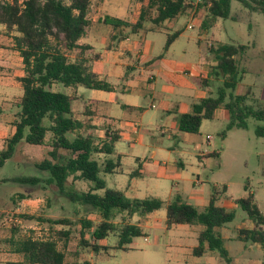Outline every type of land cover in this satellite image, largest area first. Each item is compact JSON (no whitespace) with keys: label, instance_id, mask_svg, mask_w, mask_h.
<instances>
[{"label":"trees","instance_id":"16d2710c","mask_svg":"<svg viewBox=\"0 0 264 264\" xmlns=\"http://www.w3.org/2000/svg\"><path fill=\"white\" fill-rule=\"evenodd\" d=\"M141 5L134 22L120 19H103L104 24L114 29L129 28L133 34L142 30L146 23L152 29L159 28L167 21L177 20L189 9L193 0H132ZM233 0H199L195 12L204 10L201 20L200 34H207L218 20L230 18L231 2ZM251 12L264 17V0H236ZM91 0H23L18 4L0 2V24L7 31L14 30L19 34L14 37V49L22 58L24 76L22 83V97L18 104L20 109L14 121V134L6 140L5 147L0 151V169L10 160L17 146L21 143L30 146H47L46 158L35 166L48 174V183L54 185L58 192L65 193L68 178L81 181L89 186L88 191L79 195L71 192L68 198L71 202H79L99 214L101 221L93 224L87 219L80 221L81 230L78 233V246L90 248L93 252L106 250L95 243L89 244L85 236L90 235L94 242L106 239L116 233V249L127 251L134 238L143 236L141 228L131 224L127 219L134 215L145 217L165 206L167 230L179 225L201 226L198 232V245L192 250L193 256L202 257L207 251L217 252L222 264H233L224 241L216 229L234 220V213L215 203L219 195L226 191L212 188L208 205L199 211L192 204L183 201L179 196L165 204L157 198L142 200L128 199L121 191L105 188V183L99 178V173L112 174L120 167V158L116 162L106 161L103 168L93 156L97 154L111 155L114 146L119 141L118 133L106 129L104 139L97 143L96 137L88 132V125L77 120L72 113L73 97L63 92L52 91L54 84L64 88L83 87L88 90L113 92L114 88L98 79L97 75L84 65V61L70 62L66 52L79 49L78 41L84 37L89 22L86 15ZM181 31L167 35L164 51L174 42ZM53 42L58 44H53ZM82 52L84 49L81 48ZM248 46L241 44L217 43L209 48V55L213 65L210 66L207 77L202 79L201 85L207 88L211 80L220 81V87L215 95L206 96L191 104L186 114L177 116L179 132L197 134L202 121L212 120L218 109L225 110L229 115V122L220 136L232 128H246V121L252 118L264 121V107L259 108L248 104L251 89L244 94H236V89L245 75L240 62ZM255 134L264 138V126H258ZM50 135L48 141L46 136ZM212 156L216 154L212 153ZM218 156V155H217ZM134 171L130 177L137 176ZM20 185H33L39 180L33 177H18L12 179ZM247 191V186H244ZM98 191H102L98 194ZM67 195V194H66ZM238 207L253 223L252 229L238 230V240L260 246L263 254L261 264H264V214L254 201V195L248 193L246 197L235 201ZM121 218L118 227L113 219L117 215ZM29 219L27 215L21 216ZM48 224H70L69 221L47 220ZM66 236L69 233H65ZM64 234V235H65ZM57 237L61 238L60 232ZM55 235V237H56ZM24 262H7L5 264H63L64 254L57 250L55 240L50 238H24L16 248ZM83 264H89L87 262Z\"/></svg>","mask_w":264,"mask_h":264},{"label":"rangeland","instance_id":"374dc122","mask_svg":"<svg viewBox=\"0 0 264 264\" xmlns=\"http://www.w3.org/2000/svg\"><path fill=\"white\" fill-rule=\"evenodd\" d=\"M198 2L199 0H193L191 2L192 9H189L177 20L167 21L164 25L166 30L163 32L151 33L141 31L138 35L128 32L129 43L131 41H143L149 45L151 44L152 56H158L163 53L162 50L166 42V36L186 25L181 36L174 42L172 50L168 54L163 55L171 62H175L177 66L173 72L175 76L168 81L161 79L158 75L154 87L157 93V95L154 93L156 95L153 103L155 108H150V100H144L146 92L152 93V90H149L147 84V79L151 72L141 70L139 72L141 77H138L139 73L135 70L134 75L137 78L134 84L130 85L132 94H122V99L119 100V103L121 105L127 100L138 98L140 100V106L145 108L146 112L138 114L137 119H133L135 117L133 114L122 111L119 106H114L111 110V115L115 118L121 121L137 120L138 125L135 128V132L134 130L126 132L132 137V141L127 140L126 136L121 134V139L116 143L113 154L105 156V161L116 162L118 154H122L121 171L123 173L116 175L100 172L99 178L105 182L107 188L115 189L111 183L114 179L121 181L122 185L126 186L129 183L128 174L135 171L138 167V163L134 162V159L139 158L140 161H143L146 158L148 164L152 163L150 156L151 152L154 151L157 153V157L153 160L154 164H149L147 168L144 166L141 167L143 180L137 179L138 177L131 178L133 180H139L140 185L143 186L144 189L141 196L167 198V195H170V199L167 200L173 201L177 195L183 201L193 204L192 201L183 199L180 196L184 195L183 190L186 188L184 182H179L178 187L175 186V182H178V174L181 173V169L177 166L169 167L170 162L165 158L168 155L170 158L179 160L182 157V150L181 152L179 150L183 147V150L189 154L188 157L186 155L184 158L187 159L184 161L186 163V172L191 174V171L195 172L197 170L199 174L198 181L200 184L196 186V189L203 191L206 198H209L212 194L213 187H216L220 191L223 186L226 187L225 193L219 195L215 204L232 211L234 213V220L216 230L223 238L224 246L229 256L234 261L238 259L237 262L240 264L241 261L239 260L247 259L248 254L251 258L250 264H258V261L260 263L262 260L263 252L261 248L249 242L244 243L237 240V230L251 229L253 228V223L238 205L235 204V201L246 197L250 192L254 195L256 206L264 214V138H259L255 134L258 126H264V121H256L249 118L246 121L245 129L232 128L226 131L224 137H221L220 134L225 131L229 118L223 117L218 113L212 120L202 121L197 134H187L179 132L177 115L172 121L166 119L167 113L164 112L163 106L165 104H170L171 106L174 104L182 105L181 101H183L186 90L175 84V81L179 80V78L189 81L194 80V73L200 67L203 57L206 70H208L212 63L209 48L215 46L217 43H224L248 46V50L240 62V66L245 71V75H243V79L236 89V94H244L247 89H251L248 104L252 106L258 105L259 108H263L264 17L259 13L251 12L239 2L233 0L231 2L230 18L227 20H218L216 25L207 34L200 35L198 28L204 16V10L195 12V7ZM104 4L105 18L108 19H130L131 13L137 12L136 4L132 0H93L90 11L95 22L91 24L89 31L98 26L99 33L106 35L105 28L111 30V33L116 32L108 24L97 23L98 17H104ZM188 24L191 28L188 27ZM145 25L146 29L150 27L149 23ZM115 35V37H118L117 34ZM106 39L110 42L108 34ZM53 44L58 43L53 42ZM66 53L68 54V52ZM72 55L71 53L70 56ZM133 60L137 62L136 55L133 57ZM152 70L154 74H157L155 72L156 69ZM184 70H187L186 75H183ZM137 82H140L138 87L136 86ZM167 83L175 88L176 91L174 90L172 93V89L167 86ZM220 83L221 80H211L207 88L199 86L197 91H193V94L197 96L215 95L217 89L220 87ZM164 87H166L165 90ZM55 91L68 94V88H64L62 85H58ZM95 93L91 90H85L83 97L84 99L91 98L96 95ZM171 102H174V104H171ZM84 103V100L75 101L73 114L76 118L85 122V125L91 126V123L87 120V115L82 114L85 109ZM93 109L94 107H92V111ZM225 113L228 115L227 112ZM164 131L166 133L162 134ZM167 131L169 134H167ZM91 132L97 137V143H101L102 140L100 137L102 133H100V128L93 129ZM80 133L86 134L87 131H80ZM171 135H175V138L171 139ZM206 136H210L212 139L209 146L206 145ZM135 137L141 138V140L134 143L133 140H135ZM46 138L49 140L50 135H47ZM184 139L187 140L186 143H182ZM167 146H172L173 151L170 152ZM203 150L216 151L219 157L198 159L197 154ZM46 154V147H29L21 143L17 146L12 158L0 169V221L9 223L8 219L13 218L12 214L17 209L23 213L21 215H28L30 217L29 219L22 218V224L20 226H10L11 228L8 230L7 228L3 229V232H8L12 228L17 229L23 226L25 228L21 231H24L26 235L34 239H46L50 234L54 236L55 226L44 224L41 221L43 220L41 214L45 210L44 206H40L34 214H29L28 212V201L37 199L44 201L46 196H50L51 198L55 197L54 186L48 183V174L35 166L47 157ZM94 159L103 167L104 161L102 158L94 155ZM155 173H161V176H157ZM28 176L38 179L39 182L33 185H20L12 180L18 177ZM192 177L194 179L195 176ZM244 186H247V191L244 190ZM66 189L70 190L69 193L73 192L79 195L87 190V186L80 181H73L70 177L65 186ZM18 196H21V198ZM69 202L71 201L59 200L50 205V210L48 211L49 216L52 219L76 217L77 214L75 212L78 209L82 210V205L79 202ZM202 210L203 208L199 207V211ZM95 215L98 219L99 214L96 213ZM114 220L117 221L116 225L119 227L122 221L121 215H117ZM162 226H164L163 222ZM32 228L39 229L33 230ZM200 228L201 226L186 225L185 227H177L164 233L157 231L153 234H149V232L143 229L147 235L134 238L132 243L126 246L127 251L113 248L116 246L118 240L116 233L109 235L103 241L109 247L107 252H93L90 248H79L77 246V238L72 235L68 249L71 252L75 250L79 251V256L77 258L70 256L67 262L70 264L73 261H78L80 264L85 262L90 264L89 260H91L92 264H207L208 259H210L214 260L217 264H222V260L217 252L196 258L192 256L191 251L186 249L189 246L197 245L196 237L193 234L188 237H183L181 234L187 229H191L193 233L194 230ZM36 232L38 234H34ZM145 238H147V241L144 240ZM87 241L90 245L94 243L92 238ZM179 245L182 247L180 248ZM247 249H250V252Z\"/></svg>","mask_w":264,"mask_h":264},{"label":"crops","instance_id":"0c3cea01","mask_svg":"<svg viewBox=\"0 0 264 264\" xmlns=\"http://www.w3.org/2000/svg\"><path fill=\"white\" fill-rule=\"evenodd\" d=\"M64 1L67 3L69 2V0H64ZM92 1L93 0H91V2H90L89 10H88V13L86 15V19L89 22L88 28L86 30L84 37H82L77 43L80 48L75 49L72 52H68L67 58L72 63L76 62V61H84V65L86 67H88L91 72L96 74L99 80L110 84L114 88V90H113V92L91 90V91L96 92L95 93L96 95L91 97V98L84 99L83 92L85 90H88V89H85L83 87L68 88V91H67L68 94L67 95L73 97L72 113H73L74 102L84 100L85 101V103H84L85 109H84V112L82 114L87 115V117H88L87 120L91 123V126L88 125L89 130H86L87 133L90 132L94 135V133H93L94 131L93 132H91V131L93 129L100 128V130H101L100 133H102L100 139L103 140L104 136H105L106 129H110V130L118 133V135L120 136L119 141L121 139V134L125 135L127 140L132 141L131 140L132 137L130 135H128L126 132H130L131 130H134V132L136 131L135 128L138 125V123L136 122L137 120H122L121 121L120 119H117L111 115V110L113 109L114 106H119L122 111L133 114L135 116V117H133V119H137L138 114H142V113L146 112L145 108L140 106V100L138 98L133 99V100H127L126 102H124L121 105L119 103V100L122 99L121 98L122 94H132L130 85H133L134 82L136 81L137 77L134 75L135 70H137L138 73L141 70L151 72V74L149 75V77L147 79V84H148L149 90H152V93L146 92L144 95V100H147V99L150 100V102H149L151 104L150 108L151 109L155 108V105L153 103L155 101V96L157 95V93H156L154 87H155V83H156L158 75L160 76L161 79H165L167 81L170 80V78L172 79L175 76L173 74V72H174V69L177 65L175 64V62H171L169 59H167V57H164L163 55L168 54L169 51L172 50L174 42L176 40L174 42H172V44L169 46V48L166 51H164V49H163L162 50L163 53L159 54L158 56H152V50H151L152 45L151 44L149 45L143 41L142 42L131 41L129 43L128 42V40H129V38H128L129 33L128 32H130L129 28H120V29H114L113 28L116 31L115 33H111V30L105 28L104 31L107 32V34L110 38V42H109V40L106 39L107 34L105 35L103 33L98 32L99 31L98 26L94 27L92 30L89 31L91 24L93 22H95V19H94V17H92L91 11H90ZM135 4H136L137 12L131 13L130 19H120V20H123L126 22H134V17L138 14L140 7H141V5L139 3H135ZM103 6H104V17L103 16L98 17L97 23H103L104 24L103 19H105V4ZM114 19H117V18H114ZM216 23H215V25H216ZM165 24H166V22L163 23V25H161L159 28H155V29H152L151 25L149 28L146 29L145 28L146 25H145L144 28L142 30H140L138 33H136L135 35H138L141 31H146V32H151V33L159 32V31L163 32L164 30H166L165 26H164ZM188 27L191 28V26H189V24H188ZM185 28H186V25H184L179 30H177V31H181L178 38L181 36V34ZM115 34H117L118 37H115L116 36ZM131 34H133V33H131ZM200 35H205V34H200ZM18 36H19V34L16 33L14 30L7 31L5 29V26L0 24V151L4 149L6 140L9 139L14 134L15 129H14L13 123L16 120V116L20 112L18 104L20 102V99H21L22 93H23L22 83L20 81V79L24 76L22 58L20 57L19 53L13 48L14 47L13 38L18 37ZM198 43H200V42L198 41ZM81 48L84 49V52L81 51L82 50ZM98 49H99V51H97ZM71 53L73 54L72 56H70ZM134 54L136 55L137 62H135L133 60V57L135 56ZM203 59H204V57H203ZM203 59L201 61L200 67H198L196 69V72L194 73L195 74L194 80L189 81V80H185V79L182 80L179 78V80L175 81V84H177L181 88H184L186 90V92L184 94L183 101H181L182 105H175L174 102H171V104H174L173 106H171L170 104H165L163 106L164 112L167 113L166 119L172 121L176 115L178 116L181 114L188 113L190 110L191 104H193V103L197 102L198 100L206 97V96H197V95L193 94V91H197V88L199 86L203 87L201 85V83L199 84V81H201L202 79H205L207 77V74L209 71V69L206 70L205 62ZM212 65H213V62L210 64V66H212ZM152 69H154V70L156 69L155 72L157 74H154ZM186 71L187 70H184L183 75L187 74ZM129 73H131V74H129ZM138 77H141L140 73L138 74ZM198 79H200V80H198ZM139 84H140V82H137L136 86L138 87ZM57 86H58V84H54L52 86L51 90L55 91V89H57ZM167 86L170 89H172V91H171L172 93L174 90L176 91V89L171 87L168 83H167ZM165 89H166V87H164V90ZM154 93L156 95H154ZM119 95H120V97H119ZM92 107H94L93 111H92ZM225 112L226 111L223 109H218L215 111L214 116L216 114L220 113L221 116L229 118V115H227ZM73 116H74V114H73ZM76 119L81 121L79 118H76ZM81 122L85 124V122H83V121H81ZM84 131L85 130H82L81 132H84ZM165 133L166 132L164 131L162 134H165ZM167 134H169L168 131H167ZM174 138H175V135H173L171 137V139H174ZM45 140L48 141L47 138ZM139 140H141V138L135 137V140H133V142L136 143V142H139ZM205 140H206V145L209 146L211 144V141H212L211 137L206 136ZM186 142H187V140L184 139L182 143H186ZM27 146L30 147V145H27ZM34 147H36V148L37 147H42V148L46 147L47 151L50 150V148L47 146H34ZM184 147L187 148L186 146H184ZM114 149H115V146H114ZM167 149L170 152L173 151L172 146H167ZM183 149L184 148L182 147L179 150V152H181V150H182V152H181L182 157H180L179 160H176L175 158L174 159L170 158L168 155L165 158L167 159V161L170 162L169 167L177 166L178 168L181 169V173L178 174V182H175V186L178 187L179 182H184V186L186 188H184V190H183L184 195H180V196H182L183 199L185 198L188 201H192L193 202L192 205L195 206L198 210H199V207H202L204 209L208 205L210 197L206 198L203 191L196 189V186H198L200 184V182L198 181V175L199 174H198L197 170H195V172L191 171V174L186 172V170H185L186 163L184 161H186L187 159H184V158L186 157V155L188 157L189 154L187 151L185 152ZM212 153L216 154L215 158L219 157V154L216 151L203 150V151H200L199 154H197V158L198 159L212 158V157L214 158V156H212ZM97 155L99 156V158L103 159L104 164H105L106 163L105 156H108V155H103V154H97ZM117 157L120 158V160H119L120 161V167L115 169L114 173H112V174H116V175L123 173L121 171V165H122L121 159L123 156H122V154H118ZM156 157H157V153L152 151L151 156H150L152 163H149V164L153 165L154 164L153 160ZM93 158H94V156H93ZM134 162L138 163V167L135 170L138 175L135 177L136 178L138 177L137 179L143 180V172H141L142 171L141 167L144 166L145 168H147L149 166V164L146 161V158L143 161H140L139 158H135ZM101 168H103V167H101ZM133 172H131V173H133ZM131 173L128 174L129 183L126 186H123L121 181L114 179L111 182L112 185L115 187V189H113V190L121 191L125 195V197H127L128 199L142 200L145 198H157V197L141 196L144 188H143V186L140 185L139 180L131 179V178H134V177H130ZM156 175L161 176V173L156 174ZM192 176H195L194 177L195 180L193 179ZM82 183H84V182H82ZM84 184L87 186L86 191H88L89 186L86 183H84ZM52 186H54V185H52ZM105 188H107V187L105 186ZM53 189L55 190V195H54L55 197L51 198L50 196H46L44 198L45 203H44V201H42V199L28 201V209H29L28 212H29V214L30 213L34 214V212H36L40 206L41 207L44 206L45 210L43 211V214H41V216L43 217V220H41V221H43L44 224H48L46 222L47 220H62V221H69L72 223V225H70V224L68 225L65 223H63V224H50V225H53V227L55 226V229H54L55 233H54V236H52V234H50L48 237V238L51 237V239L55 240L56 245H57V250L61 251L64 254L65 258H64L63 264H68V262H67L68 257L71 256V257L77 258L79 256V251L75 250V251L71 252L68 249V246H69L70 241L72 240V235L77 238V246H78V240H79L78 233L81 230L80 221L85 218V219L91 221L93 224H98L101 221V218L99 216L97 219V216L95 215L96 214L95 211H93L92 209H90L88 207L81 206L79 204L82 207V210L78 209L77 212H75L77 214L76 217L52 219V217L49 216V213H48V211L50 210V208H49L50 205H52L55 202H58L59 200L71 201L68 198V196H69L68 194H69L70 190H67V189L65 190V193L67 194L66 195V194L59 193L55 186L53 187ZM108 189H111V188H108ZM86 191H84V192H86ZM97 193L101 194L102 191H98ZM18 197L21 198V196H18ZM169 197H170V195H167V198L161 197V198H157V199L161 200L165 204H168L169 202H171L170 200H167V199H170ZM230 200L232 201V199H230ZM69 203H71V202H69ZM21 214H23V213L20 212L18 209L13 212V214H12L13 218L12 219L15 220V223H12V222H10V223L4 222L3 223L2 221H0V264H5L7 262H24V258L22 257V255L17 253V251H16L17 244L24 238H28V237L32 238V237L29 235H26L24 233V231H21L22 229L25 228L23 226H21L20 228H17V229L12 228L8 232L7 231L3 232V229H5V228H7V230H8L12 226H15V225L20 226L22 224V220H21L22 217L21 216H23ZM122 217H125V219L127 218L126 216H124V214L121 215V218ZM165 219H166V209L164 206L163 208H161L157 211H154L145 217L140 218L139 216L134 215L132 218H130V219L128 218L127 220L131 224H135V225L139 226L143 232V235L145 236V235H147L146 232H149V234H153L157 231L164 233V232L171 230V229H169V230L166 229ZM135 221H138V222H135ZM113 222L115 224L117 223V221H115V220ZM162 222L164 223V226H162ZM182 226L185 227L186 225H179V226L173 227L172 230L177 228V227H182ZM32 229L37 230L39 228H32ZM143 229L146 231L145 233H144ZM201 229H202V227L200 229L194 230L193 233H192L191 229H187V230L183 231V234H181V235L183 237H188V236H191L193 234V235H195L196 241H197V235ZM238 230H240V229H238ZM238 230H237V232H238ZM1 232H3V233L1 234ZM57 232L61 233V235H62L61 238L57 237V235H56ZM65 233H69V234L66 236ZM34 234H38V232H36ZM55 235H56V237H55ZM85 239H86V241L91 240L90 235L86 234ZM104 240L97 241L94 243L101 246V247H103V246L107 247L106 250H99V251L107 252L109 247L103 243ZM144 240L147 241V238H145ZM237 240H238V235H237ZM197 245H198V242H197ZM252 245L259 246L257 244H252ZM196 246H191V247L189 246L186 249L191 251V254H192V250ZM115 247L116 246H114L113 248L116 249ZM179 247L181 248L182 246L179 245ZM79 248H81V247H79ZM247 250H248V252H250L249 251L250 249H247ZM209 253H212V252L207 251L203 255H206ZM192 256H193V254H192ZM193 257H195V256H193ZM246 258L247 259H245V260L241 259L239 261H241L242 264H250L251 258H250V256H248V254H247ZM231 259H232V257H231ZM237 260L234 261L232 259L233 264H239L237 262ZM89 262H90V264H92L91 260H89ZM207 262H208L207 264H217L216 262H214V260H210V259H208ZM70 264H80V262L73 261ZM258 264H261V262L259 263V261H258Z\"/></svg>","mask_w":264,"mask_h":264},{"label":"built area","instance_id":"2783aa9c","mask_svg":"<svg viewBox=\"0 0 264 264\" xmlns=\"http://www.w3.org/2000/svg\"><path fill=\"white\" fill-rule=\"evenodd\" d=\"M1 3H12L13 0H0ZM22 1L18 0V4H20ZM9 223L12 222V223H15V220H13L12 218H9Z\"/></svg>","mask_w":264,"mask_h":264}]
</instances>
